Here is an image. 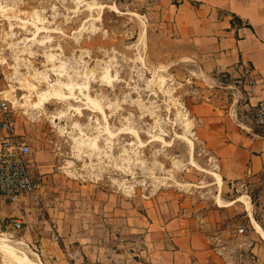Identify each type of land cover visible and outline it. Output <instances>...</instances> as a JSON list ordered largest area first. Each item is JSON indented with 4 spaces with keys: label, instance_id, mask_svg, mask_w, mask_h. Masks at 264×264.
I'll list each match as a JSON object with an SVG mask.
<instances>
[{
    "label": "rangeland",
    "instance_id": "374dc122",
    "mask_svg": "<svg viewBox=\"0 0 264 264\" xmlns=\"http://www.w3.org/2000/svg\"><path fill=\"white\" fill-rule=\"evenodd\" d=\"M154 7L153 0H0V90L15 134L30 148L40 202L9 204L0 196V264H18L3 244L35 264L146 258L160 249L161 228L179 221L208 237L220 258L264 264V242L252 226L264 233L258 189L216 182L212 148L190 110L195 85L155 37ZM105 73L113 78L107 84ZM81 84L101 111L70 98L31 109L26 86L80 98L74 85ZM46 220L54 223L37 228ZM43 230L56 233L55 245L36 241ZM83 238L101 245L81 248Z\"/></svg>",
    "mask_w": 264,
    "mask_h": 264
},
{
    "label": "crops",
    "instance_id": "0c3cea01",
    "mask_svg": "<svg viewBox=\"0 0 264 264\" xmlns=\"http://www.w3.org/2000/svg\"><path fill=\"white\" fill-rule=\"evenodd\" d=\"M153 1L154 35L195 85L191 114L198 133L212 148L221 181L254 183L255 205L264 209V138L257 136L252 122L253 107L264 100V0ZM224 76L229 82L222 81ZM244 76L253 77L255 83H234ZM52 221L37 228L45 229ZM161 231L160 249L146 258L123 253L116 258H67L56 264H235L233 258H220L208 237L188 231L180 221ZM38 234L36 241L56 244L53 230ZM77 241L81 248L101 245L98 239Z\"/></svg>",
    "mask_w": 264,
    "mask_h": 264
},
{
    "label": "built area",
    "instance_id": "2783aa9c",
    "mask_svg": "<svg viewBox=\"0 0 264 264\" xmlns=\"http://www.w3.org/2000/svg\"><path fill=\"white\" fill-rule=\"evenodd\" d=\"M224 83L229 82L223 77ZM236 85L252 86L253 77H239L234 80ZM252 122L258 131V137L264 138V100L259 101L252 109ZM0 196L9 204H18L30 200L32 207L40 205L37 190L38 183L33 174L30 160V148L15 134V125L11 117L10 102L4 91L0 90ZM14 231L22 229L19 220H11ZM239 232H243L240 230Z\"/></svg>",
    "mask_w": 264,
    "mask_h": 264
},
{
    "label": "bare ground",
    "instance_id": "6f19581e",
    "mask_svg": "<svg viewBox=\"0 0 264 264\" xmlns=\"http://www.w3.org/2000/svg\"><path fill=\"white\" fill-rule=\"evenodd\" d=\"M112 8V7H111ZM117 12V11H116ZM142 34H143V32H142ZM141 37H142V35H141ZM141 39V38H140ZM143 42V41H142ZM143 46V45H142ZM143 48V47H142ZM137 51V50H136ZM106 71H107V69H106ZM106 71H103V73L104 72H106ZM103 76V77H102ZM101 78H102V81L103 82H110V80H112L113 78L111 77L110 78V76L107 74V73H105V75H101ZM100 78V79H101ZM158 78H160V79H162L163 77H158ZM159 79V81H161ZM163 81H164V78H163ZM106 83V84H107ZM77 84V83H76ZM85 84V83H84ZM87 84V83H86ZM73 85V84H72ZM82 86H80V85H74V86H76L77 88H78V91H79V94H80V98L79 97H76V96H70V95H64L61 91H59V90H57L56 91V89L54 88H52V89H50V90H47V91H44V92H40V93H38V92H36L35 90H34V88H32V87H29V86H26V88L29 90V97L31 98L30 99V101H32V105H31V109H36V110H41V109H43L42 108V106H43V104H45V103H47L48 101H50V100H61V101H64V100H67V99H73V100H76V102L78 101V102H80V103H82L83 105L85 104L86 106H89V107H92V108H95V109H97V110H99V111H101V108H100V106H99V102L97 101V100H94V99H92L91 97H89L88 96V94H86L85 92L87 91V86L85 85H83V84H81ZM65 87V86H64ZM73 89V86H68V90H72ZM5 93V92H4ZM70 93V92H69ZM71 94V93H70ZM27 96L28 95H24V94H22V96H21V99H23V98H27ZM79 96V95H78ZM29 99V98H28ZM28 99H26L27 101V103H28ZM99 100V99H98ZM26 106H27V104H25ZM24 105V106H25ZM79 107V106H78ZM74 108V107H73ZM67 110V109H66ZM76 111H77V113H80V109H76ZM95 111V110H94ZM184 118V117H183ZM185 119V118H184ZM183 120V119H182ZM188 121V120H187ZM190 122V121H189ZM108 127V126H107ZM64 132V131H63ZM185 140H187L188 141V145L190 146V147H192V142H191V140L189 141L187 138H185ZM155 141V140H154ZM165 143V142H164ZM90 145L91 146H94V148L96 147V145H95V143L94 142H92V143H90ZM214 177H215V180H216V182L218 183V184H221V180H220V177H219V175H217V174H214ZM217 199V198H216ZM242 200H243V202H244V206L246 207V211L247 212H249V209H250V205H249V203H247L243 198H240V199H238L237 201H241L242 202ZM218 202H219V200H217ZM217 203V202H216ZM220 206H223V205H220ZM252 226H253V228L255 229V231L259 234V236L261 237V239L263 240V242H264V233H263V231L261 230V228L259 227V225L258 224H256V222H254L253 220H252ZM1 249L5 252V253H7L10 257H13L12 259L14 260V261H16L18 264H35V263H32V262H29L27 259H26V257H24V255L22 256V255H20V254H18L17 255V252L16 251H14L13 249H11L10 247H8V246H6V245H2L1 246Z\"/></svg>",
    "mask_w": 264,
    "mask_h": 264
}]
</instances>
